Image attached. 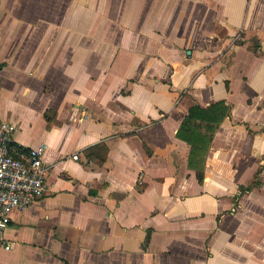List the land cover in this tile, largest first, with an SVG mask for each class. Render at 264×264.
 <instances>
[{"label":"crops","instance_id":"1","mask_svg":"<svg viewBox=\"0 0 264 264\" xmlns=\"http://www.w3.org/2000/svg\"><path fill=\"white\" fill-rule=\"evenodd\" d=\"M0 121L47 166L0 264H264V0H0Z\"/></svg>","mask_w":264,"mask_h":264},{"label":"built area","instance_id":"2","mask_svg":"<svg viewBox=\"0 0 264 264\" xmlns=\"http://www.w3.org/2000/svg\"><path fill=\"white\" fill-rule=\"evenodd\" d=\"M15 126L0 121V244L9 249L5 231L14 210L34 203L46 189L44 146L19 149L13 144Z\"/></svg>","mask_w":264,"mask_h":264},{"label":"trees","instance_id":"3","mask_svg":"<svg viewBox=\"0 0 264 264\" xmlns=\"http://www.w3.org/2000/svg\"><path fill=\"white\" fill-rule=\"evenodd\" d=\"M229 106L224 100H219L202 106L192 103L177 130V138L185 141L190 146L189 165L197 171L202 178L203 161L208 151L209 144L220 123L228 116ZM257 178L241 192L258 185Z\"/></svg>","mask_w":264,"mask_h":264}]
</instances>
